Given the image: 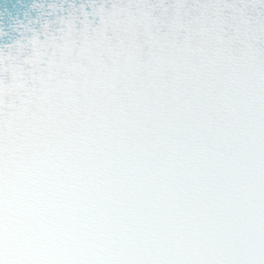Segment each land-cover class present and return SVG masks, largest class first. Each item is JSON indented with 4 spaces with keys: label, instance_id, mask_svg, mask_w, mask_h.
Here are the masks:
<instances>
[{
    "label": "snow or ice",
    "instance_id": "1",
    "mask_svg": "<svg viewBox=\"0 0 264 264\" xmlns=\"http://www.w3.org/2000/svg\"><path fill=\"white\" fill-rule=\"evenodd\" d=\"M0 264H264V0L0 8Z\"/></svg>",
    "mask_w": 264,
    "mask_h": 264
}]
</instances>
